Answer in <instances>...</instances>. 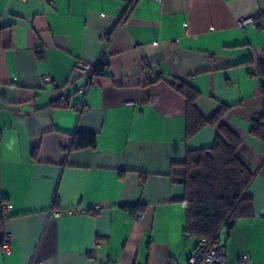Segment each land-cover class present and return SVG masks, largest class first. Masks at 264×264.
Returning <instances> with one entry per match:
<instances>
[{
	"label": "crops",
	"instance_id": "0c3cea01",
	"mask_svg": "<svg viewBox=\"0 0 264 264\" xmlns=\"http://www.w3.org/2000/svg\"><path fill=\"white\" fill-rule=\"evenodd\" d=\"M242 17H264V0H0V208L11 205L0 264L186 262L197 238L174 171L217 127L186 139L180 82L200 92L205 118L230 107L222 123L255 177L253 214L223 236L225 257L264 264V144L249 133L264 28L241 29ZM82 63L101 65L84 96ZM82 98L80 113L66 107ZM76 132L94 133V146L69 150Z\"/></svg>",
	"mask_w": 264,
	"mask_h": 264
},
{
	"label": "trees",
	"instance_id": "16d2710c",
	"mask_svg": "<svg viewBox=\"0 0 264 264\" xmlns=\"http://www.w3.org/2000/svg\"><path fill=\"white\" fill-rule=\"evenodd\" d=\"M89 72L92 83V77L101 74V65L93 66ZM259 75L264 79L262 63ZM176 90L186 104V139L207 125L217 127L211 146L188 150L184 161L176 164L174 177L183 186L184 230L197 240L205 239L209 245L223 243V236L229 233L237 219L253 214V198L248 190L255 173L238 156L240 137L222 123L230 107L221 106L211 117L205 118L195 106L200 96L195 87L180 82ZM261 96V115L253 122L249 133L264 144V81L261 83ZM69 105L66 104V107ZM95 138L91 132H76L68 149L93 147ZM125 208L131 213L140 211L137 205Z\"/></svg>",
	"mask_w": 264,
	"mask_h": 264
},
{
	"label": "built area",
	"instance_id": "2783aa9c",
	"mask_svg": "<svg viewBox=\"0 0 264 264\" xmlns=\"http://www.w3.org/2000/svg\"><path fill=\"white\" fill-rule=\"evenodd\" d=\"M252 25L256 27L264 28V17H242L239 18L237 25L239 28L244 29L246 25ZM93 66L90 64L82 63L80 64L79 72L82 79L81 83L76 84L75 92L84 96L91 83L90 70ZM45 82H50L48 76H44ZM85 107L84 99L82 98L76 105H69L70 110L81 112ZM11 208L9 203H2L0 212L1 216L7 217L8 211ZM80 212H85L81 210ZM142 214H137V218L141 219ZM2 252H10V235L6 234L0 244ZM30 264H41V262L35 258H32ZM174 264V263H173ZM184 264H228L225 257V247L223 243H217L214 245H209L205 239H199L189 257ZM237 264H251L250 256L248 253H243L239 256Z\"/></svg>",
	"mask_w": 264,
	"mask_h": 264
}]
</instances>
